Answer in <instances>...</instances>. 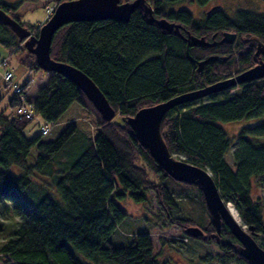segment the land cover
<instances>
[{"label": "trees", "instance_id": "1", "mask_svg": "<svg viewBox=\"0 0 264 264\" xmlns=\"http://www.w3.org/2000/svg\"><path fill=\"white\" fill-rule=\"evenodd\" d=\"M185 1L207 6L214 0H146L156 17L181 23L183 35L149 23L137 8L126 22L101 19L63 25L54 35L51 55L88 74L115 108L116 116L125 117L255 65L257 42L251 37L264 43V13L238 9L229 15L215 6L196 17L183 6L173 7ZM22 2L0 0V9L37 36L41 24L22 21L18 13ZM188 31L216 42L192 44L186 39ZM225 31L237 33L233 43L220 41ZM0 43L10 55L21 53L20 67L14 69L10 81L0 79V103L12 90L8 104L16 110L13 116L0 111V203L11 202L18 217L3 225H10L12 232L0 247L3 264H170L157 257L147 232L133 236L125 245L105 244L128 215L117 197L129 194L150 203L151 193L170 224L184 232V240L190 238L185 228L198 225L207 237H191L204 246L216 243L222 250L221 263L223 258H236L240 264H250L238 253V240L225 224L220 241L211 237L216 228L200 187L168 175L138 142L129 124L121 127L105 120L81 88L59 73L48 74L30 99L27 90L33 77L23 84L19 79L27 71H43L35 54L25 47L24 38L1 21ZM211 55L217 58L208 60L199 71V62ZM4 59L5 71H11L9 58ZM237 86L240 88L231 92ZM219 94H223L221 98ZM20 107L31 108L33 116L19 114ZM35 113L48 121V130L28 137L24 129ZM250 117L263 121L242 127L232 137L218 124ZM161 131L176 158L212 172L224 200L238 209L247 228L254 227L255 238L264 248V199L260 193L264 187V77L170 109ZM76 141L82 142L78 156L62 174L53 176L59 196L47 193L36 196L39 199L34 203L27 200L23 193L32 183V175H52L55 161ZM235 141L231 164L226 155ZM15 165L23 173L10 171ZM190 193L206 209L209 220L175 214L184 210V202L195 199Z\"/></svg>", "mask_w": 264, "mask_h": 264}, {"label": "water", "instance_id": "2", "mask_svg": "<svg viewBox=\"0 0 264 264\" xmlns=\"http://www.w3.org/2000/svg\"><path fill=\"white\" fill-rule=\"evenodd\" d=\"M141 8L149 23H156L169 32L174 31L179 35L183 26L181 23L171 21L168 18H158L153 13V8L146 0H66L60 2L53 14L40 26L36 36L32 31L17 22L14 18L0 9V21L9 27L21 38H24L25 47L35 54L41 69L50 73H59L73 81L92 101L105 120H113L116 125L125 127L129 124L132 133L138 142L150 151L151 156L157 161L168 175L177 181L196 184L203 192L206 206L212 217L216 232L211 234L217 241L223 224L231 230L238 240L237 251L246 258L250 264H264V248L255 238L254 227L247 229L245 224L240 223L231 213L230 203L226 202L220 193L212 174L205 168L178 159L172 154L164 140L161 131V123L166 113L184 103L192 102L206 97L215 92L234 87L244 82L264 77V59H260L254 66L236 73L233 76L216 81L202 88L184 92L177 96L162 101L155 105L141 108L135 115L125 117L116 116V110L104 92L96 82L83 70L68 62L58 60L51 55V45L56 31L63 25L73 21H95L101 19H113L116 21H128L131 14ZM237 37L236 32H223L221 42L233 43ZM186 39L192 44L211 45L204 36H197L187 32ZM255 39L257 56L264 55V43L257 37ZM216 55L199 62V71L203 70L208 60H215ZM186 234L192 237H207V233L198 225H190L185 228Z\"/></svg>", "mask_w": 264, "mask_h": 264}, {"label": "rangeland", "instance_id": "3", "mask_svg": "<svg viewBox=\"0 0 264 264\" xmlns=\"http://www.w3.org/2000/svg\"><path fill=\"white\" fill-rule=\"evenodd\" d=\"M8 3H14L18 1H23L18 8V13L21 15L22 21L32 23L35 25L43 24L49 19L47 4L55 6L59 3L53 2L52 0H3ZM130 1V0H121ZM185 7L189 9L196 17H200L203 12L210 10L212 7L220 6L229 15H232L238 9L253 10L259 13H264V0H214L207 6H201L197 2H181L173 5L174 8ZM222 38V37H221ZM9 58L10 70L13 73L14 69L20 67V57L21 53L9 54V50L0 43V79H3V74L5 72L3 60L4 58ZM259 60L256 61L257 64ZM7 64V63H6ZM250 68V67H249ZM48 74L52 73L45 70L38 73H29L28 71L19 79V82L23 84L27 78L33 77V81L29 89L27 90V95L30 99H33L38 89L47 81ZM4 80V79H3ZM3 82H1V85ZM0 85V86H1ZM237 86L230 89L231 92L239 89ZM13 95V91H8L6 97L3 98L0 103V111H3L8 116H13L16 114L15 107H10L8 104L9 98ZM223 94H219V98ZM207 100L208 99H204ZM118 117V116H117ZM263 121L262 117H250L235 121H219L218 124L222 126L229 136H236L239 134L240 130L244 126H251ZM49 125L48 121L39 113H35L34 118L30 120L29 124L25 127L24 133L26 136L31 137L41 131L42 125ZM79 136V135H77ZM82 142L76 141L70 146L66 147V151L57 159L54 163L52 175L47 174L48 177L41 178L39 174L35 173L32 175V183L23 193L27 200L30 202H36L39 198L36 196H43L44 194H52L59 196L56 187L54 186L53 176L55 174H62L67 166L74 160L79 152L81 151L80 146ZM237 141L234 142V147L230 150L226 159L232 164L233 151L236 149ZM176 157H178L176 155ZM179 158V157H178ZM210 173H212L208 168H206ZM10 171L14 173H23V169L15 165ZM152 175V174H151ZM153 178L154 175H152ZM261 195L264 199V187L261 190ZM152 194V199L150 203L146 201H141L133 198L131 195L119 198L117 197L118 203L128 212L125 220L118 226V229L106 241L105 244L110 243L119 246L125 245L133 239V236L147 232L152 235V239L155 246V252L160 260H167L170 264H240L236 258H223L222 263L220 262V255L222 250H220L216 243L208 244L204 246L201 241L190 236L189 240H184V232L176 224H170V221L164 216L159 204L156 201L154 193ZM190 195L195 198L194 193ZM184 210L180 213L175 212V214H180L185 217L193 218L194 220H199L201 222L209 220V214L206 209L197 201V199H189L184 202ZM18 220L17 215L13 212V205L9 201H2L0 203V223L3 229L0 231V247L9 237L11 232V226H3L8 222H16ZM242 224L243 221H242ZM248 229V228H247ZM222 259V258H221ZM89 262L97 263L93 260L86 259ZM0 264L2 259L0 257ZM98 264H110L107 262H98Z\"/></svg>", "mask_w": 264, "mask_h": 264}, {"label": "built area", "instance_id": "4", "mask_svg": "<svg viewBox=\"0 0 264 264\" xmlns=\"http://www.w3.org/2000/svg\"><path fill=\"white\" fill-rule=\"evenodd\" d=\"M54 8H55L54 6H51V7L48 6L47 7L48 13L51 14L54 11ZM2 63L5 66L6 63H7V60L4 59ZM12 76H13V73L11 71H9V70H6L4 72V75H3L4 79L7 80V81H10V79L12 78ZM13 87L15 88L16 87V84H14ZM16 89H17V91L20 90L19 88H16ZM18 113L21 114V115L25 114L27 117H32L33 116L32 109L31 108L28 109L26 107H20L18 109ZM47 130H48V126L45 125V126L42 127V131L43 132H46Z\"/></svg>", "mask_w": 264, "mask_h": 264}, {"label": "bare ground", "instance_id": "5", "mask_svg": "<svg viewBox=\"0 0 264 264\" xmlns=\"http://www.w3.org/2000/svg\"><path fill=\"white\" fill-rule=\"evenodd\" d=\"M230 209H231V213L234 215V217L240 222L242 223V218L239 214L238 209L232 204L230 203Z\"/></svg>", "mask_w": 264, "mask_h": 264}, {"label": "flooded vegetation", "instance_id": "6", "mask_svg": "<svg viewBox=\"0 0 264 264\" xmlns=\"http://www.w3.org/2000/svg\"><path fill=\"white\" fill-rule=\"evenodd\" d=\"M256 56H257V55H256ZM261 58L264 59V55H263V54L260 55V56H258V57L256 58V61H257V60H260ZM213 232H216V230L213 231ZM213 232H211V233H213ZM211 233H210V234H211ZM221 233H222V232H221ZM221 233H220V235H222ZM219 241H220V240H219ZM236 245H237V244H236Z\"/></svg>", "mask_w": 264, "mask_h": 264}]
</instances>
